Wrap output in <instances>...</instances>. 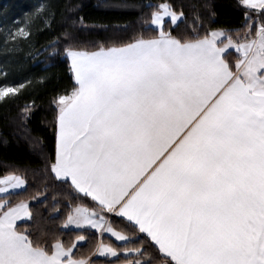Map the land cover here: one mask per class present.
Returning a JSON list of instances; mask_svg holds the SVG:
<instances>
[{
  "label": "snow or ice",
  "instance_id": "1",
  "mask_svg": "<svg viewBox=\"0 0 264 264\" xmlns=\"http://www.w3.org/2000/svg\"><path fill=\"white\" fill-rule=\"evenodd\" d=\"M238 6L232 28L211 4L190 22L164 0L126 39L49 42L74 82L52 99L54 154L41 153L63 191L43 217L29 201L47 175L34 194L25 170L0 175V264H264V0ZM31 83L0 84V102Z\"/></svg>",
  "mask_w": 264,
  "mask_h": 264
},
{
  "label": "trees",
  "instance_id": "2",
  "mask_svg": "<svg viewBox=\"0 0 264 264\" xmlns=\"http://www.w3.org/2000/svg\"><path fill=\"white\" fill-rule=\"evenodd\" d=\"M162 2L164 0H0V25L10 26L15 20H21L24 24L27 20L25 16L32 19L29 40L4 46L0 33V66L8 73L7 79L3 78L2 81L12 85L32 82L22 90L15 103L0 102V175L9 170H25L33 194L37 190H44L42 182L47 175L46 183L50 188L46 195L29 201L38 207L43 217H49L53 203L51 197L57 195L60 199L59 194L63 191L58 187V182L43 171L46 161L41 155L54 154L55 106L52 99L70 89L74 83L67 59L62 55L53 57L45 49L50 41L59 38L62 50V34L65 31L71 32L84 45L126 39L147 27L144 19L150 16L148 5ZM170 2L182 8L190 22L196 15L207 16L206 4H211L216 13L215 25L232 28L243 19L238 0ZM41 5L46 12L33 16ZM10 45H16L12 51ZM31 101H35L34 110L30 118L24 121L21 119V109ZM46 198L47 207L39 203ZM51 215L57 216L59 213Z\"/></svg>",
  "mask_w": 264,
  "mask_h": 264
},
{
  "label": "rangeland",
  "instance_id": "3",
  "mask_svg": "<svg viewBox=\"0 0 264 264\" xmlns=\"http://www.w3.org/2000/svg\"><path fill=\"white\" fill-rule=\"evenodd\" d=\"M28 16H25V19H28L27 18ZM36 17H37V15H36ZM16 26H23V22L21 21V20H15L10 26H2V25H0V33H2V36H3V38H2V44H4V46H7V45H9V44H17V42H19V41H17V42H13V41H8V43H7V45L5 44V38H6V34H7V30L9 29V28H12V27H16ZM15 47L14 46H11L10 45V48L9 49H11V51L14 49ZM0 70H4L1 66H0ZM2 77H0V84H3L4 82L2 81ZM7 82V81H6ZM9 84V83H8Z\"/></svg>",
  "mask_w": 264,
  "mask_h": 264
}]
</instances>
